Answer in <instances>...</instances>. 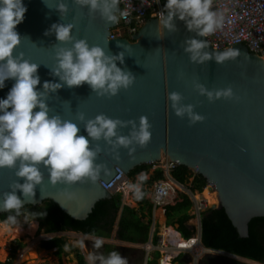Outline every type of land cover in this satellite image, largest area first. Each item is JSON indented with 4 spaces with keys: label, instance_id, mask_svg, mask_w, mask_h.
<instances>
[{
    "label": "water",
    "instance_id": "1",
    "mask_svg": "<svg viewBox=\"0 0 264 264\" xmlns=\"http://www.w3.org/2000/svg\"><path fill=\"white\" fill-rule=\"evenodd\" d=\"M22 2L27 12L16 27L21 42L14 55L23 52L24 59L38 64L40 84L37 90H43L45 81L60 82L58 77L50 74L56 63L53 45L72 46L61 45L54 33L44 34L54 23L75 24L72 30L75 38L86 39L90 46H100L106 53L115 55L124 51V64L117 61V66L127 68L136 76L128 90L122 89L111 98L97 97L87 84L72 89L63 87L50 94L48 103L53 109L50 115L59 114L63 119L77 123L80 127L78 135L86 138L84 125L77 119L79 112H83L86 119L105 114L113 119L135 120L137 125L140 116H147L152 125L151 142L146 148L137 146L132 156L124 148L119 149V159L106 151L99 155L96 163L105 164L110 174L102 172L95 183H77L70 187L58 183L53 186L47 169L41 167L44 180L35 188L34 202L26 200L24 205L38 206L54 201L73 218L82 220L98 200L111 198L114 194L101 185V180L108 183L118 173L117 168L129 175L137 167L154 165L163 159L187 167L189 173L197 171L206 177L215 187L218 198V204L212 203L210 208L223 207L240 236H248L251 219L264 217V58L250 52L245 44H230L227 48L215 50L207 37L188 31L185 22L178 17L174 18L178 29L174 33L163 30L158 18L151 17L131 38H109L117 23L106 24L99 13L90 16L87 7L81 9L72 0H64L69 12L63 18L56 10L59 0ZM191 38L207 40L210 52L233 48L239 51V55L223 64H217L214 59L204 64L192 63L183 48L184 41ZM194 81L209 90L231 86L241 100L219 99L210 103L206 96L195 90ZM14 83L13 79L5 81L4 88L0 89V99L7 98ZM173 91L182 94L184 104L196 105L194 111L205 116V120L189 126L187 117H177L167 100L168 93ZM118 131L127 135L130 128ZM96 143L91 142V146ZM98 143L102 148L108 147L103 140ZM16 179L15 169H0V195L11 191L9 185ZM18 182L23 183V178ZM69 192L75 195L69 198ZM16 194L24 200L20 190ZM36 251L47 252L40 246ZM192 259L189 254L183 255L187 264ZM160 264L170 263L161 259Z\"/></svg>",
    "mask_w": 264,
    "mask_h": 264
},
{
    "label": "clouds",
    "instance_id": "2",
    "mask_svg": "<svg viewBox=\"0 0 264 264\" xmlns=\"http://www.w3.org/2000/svg\"><path fill=\"white\" fill-rule=\"evenodd\" d=\"M72 3L81 9L87 7L90 16L99 13L106 24L118 23L129 15L127 10H120V0H72ZM212 5L213 0H167L159 13V27L176 32L178 29L174 18L178 17L185 22L188 31L200 37L211 36L224 26L223 14L213 11ZM56 10L61 18L66 17L68 4L59 0ZM26 12L22 0H0V89L4 88L6 80H15L7 98L0 99V169H15L17 177L9 185L11 191L0 195V211L15 213L7 217L11 223H16V217L21 214L26 200L34 202L35 188L44 180L41 167L47 169L53 186L58 183L69 187L77 183H95L102 172L110 174L105 164L96 163L102 152L106 151L119 159V149L124 148L132 156L137 146L146 148L152 137V125L147 116H140L137 125L135 120L113 119L105 114L86 119L85 114L79 112L77 119L84 125L86 138L78 135L80 127L77 123L65 120L59 114L50 115L53 111L48 103L50 94L57 93L63 87L72 89L87 84L97 97L111 98L122 89L128 90L136 76L127 68L117 66V61L124 64V51L115 55L106 53L100 46H90L86 39L75 38L72 35L75 24L54 23L44 34L54 33L61 45L72 46L53 45L56 63L50 74L58 77L60 82L45 81L43 90H37L40 84L38 64L24 59L23 52L14 55L21 42L16 27L22 23ZM183 48L190 62L195 64H204L213 59L217 64H223L235 60L239 55V51L233 48L210 52L207 50V40L195 38L184 41ZM193 84L199 95L206 96L210 103L219 99L241 100L231 86L209 90L202 83L194 81ZM167 100L177 117L188 118L189 126L205 120V116L194 111L196 105L182 102L184 97L181 93L169 92ZM37 108L39 110L34 111ZM124 128H130L127 135L118 131ZM101 140L107 148L101 147L98 143ZM91 142L97 143L92 147ZM20 178H23V183L18 182ZM139 179L143 181L145 177L141 175ZM129 187L135 191L137 199L143 198L139 184ZM17 190L22 192L23 201L17 196ZM68 195L72 198L75 194L69 192ZM103 243V237L93 236L94 249H100ZM80 246H83V242H80ZM68 248L65 245V250ZM86 259L87 264H127V260L117 251L107 256L90 252Z\"/></svg>",
    "mask_w": 264,
    "mask_h": 264
},
{
    "label": "trees",
    "instance_id": "3",
    "mask_svg": "<svg viewBox=\"0 0 264 264\" xmlns=\"http://www.w3.org/2000/svg\"><path fill=\"white\" fill-rule=\"evenodd\" d=\"M166 2L167 0H161L163 7ZM149 17L150 13L147 18ZM152 168L153 165L137 167L130 172L128 177H135L144 171L148 173ZM172 175L180 183L190 184L192 189L202 191L207 184L206 177L200 173L195 175L189 173V169L185 166H178L172 171ZM162 178H164V171L157 169L153 171L148 179L144 180L143 198L140 199L139 207L122 204L123 194L118 191L111 198L98 200L92 211L82 220L73 218L54 201H50V207L47 211V208L42 206L39 214L37 205L26 204L22 207L21 214L24 212L30 217H35L38 214V229L42 222L43 228L48 233L72 230L84 235L110 238L112 231L117 226L119 240L146 244L153 224L154 210L153 203L147 197L148 188ZM191 204L190 197L182 193L181 198L174 204L169 203L165 206L167 222L173 225L177 224L178 230L185 239H190L196 233V227L190 223L192 219V215L189 212ZM9 215H15V213H0V221L7 220ZM201 227V242L205 248L227 252L231 255L264 264V217L251 219L249 222V234L242 238L235 225L231 223L226 215L223 207H209L203 213ZM157 231L158 228H156L154 233V244L158 242ZM65 245H68V241L63 236H54L52 239L40 241L39 246L47 251L56 249V255L60 256L65 251ZM22 247V242L16 241L11 248L8 259L2 264H13L17 250ZM72 249L76 251L78 264H87L81 251L75 247H72ZM159 258L160 253L155 252L152 260L148 261L147 264H160ZM172 264H186L183 260V255H179Z\"/></svg>",
    "mask_w": 264,
    "mask_h": 264
},
{
    "label": "built area",
    "instance_id": "4",
    "mask_svg": "<svg viewBox=\"0 0 264 264\" xmlns=\"http://www.w3.org/2000/svg\"><path fill=\"white\" fill-rule=\"evenodd\" d=\"M119 5L120 10H127L129 15L127 18L120 19L117 25L111 29L109 38H131L140 30L149 13L159 19V13L164 8L161 0L158 3L156 0H120ZM212 10L222 13L224 16L223 28L207 37L215 50H222L228 45L231 46L230 44H245L250 52L264 58V0H213ZM154 165L164 171V178L157 180L152 185L149 195L154 207L166 206L176 200V192L181 189L192 201L190 214L192 220L195 221L193 225L196 227L195 235L190 239H181L174 228L166 225L159 235V247L165 258L169 260L177 258L182 253L192 254L196 257V250L202 245V216L204 211L210 207L207 198L202 196V191L208 189L211 193L216 191L215 187L208 180L202 191L192 189L190 186L186 187L172 175V171L180 166L179 163L162 159ZM117 172L108 183L100 181L104 188L113 193L123 191L128 179V175L120 168H117ZM197 173L194 171L192 174Z\"/></svg>",
    "mask_w": 264,
    "mask_h": 264
},
{
    "label": "rangeland",
    "instance_id": "5",
    "mask_svg": "<svg viewBox=\"0 0 264 264\" xmlns=\"http://www.w3.org/2000/svg\"><path fill=\"white\" fill-rule=\"evenodd\" d=\"M151 16L153 17L154 15L151 14ZM152 170H150L148 173L144 171L140 173L139 175H136L135 178L130 177L132 181L131 182L129 181L128 184L130 183L139 184L140 189L142 191L143 182L144 180L149 178L150 172ZM141 175L145 177L143 181L139 179ZM151 188L152 187H149V191H151ZM202 192H203L202 196L204 197L207 196L209 198L211 196V200L207 198V200L209 201V205H211L212 203L218 204V198H217L216 191H213V195H210L212 192L210 193L208 189H204ZM123 201L125 204L137 206V201H139V199L136 198L135 191L131 190L129 193V199L128 200L126 199V192H125ZM42 206H45L47 208L46 209L47 211L48 208L50 207V201H46V202H43L41 205H38V214ZM158 210L162 211V218L158 215ZM38 214L35 217H30L27 213L23 212L20 215V217L16 219V223H11V222H8L7 220L3 222L0 221V264L6 262V260L8 259L11 253V248L13 245H15L16 241H21L23 244V247L17 250V254H16L17 260L14 261L13 264H78L77 257H76V251L73 250L72 247L74 248L75 246H79L80 242H83L84 236H82L81 234H74L73 232L64 233L65 238L67 239L69 243L68 245L69 248L68 250H65L64 253L60 256L56 255V253L53 250L47 251L45 253L43 252L38 253L36 251V248L39 247L40 245V241L46 240L49 238V235L47 234L45 228H43L42 226V222L38 230H37V223H36L35 231L32 229L31 225L34 222H36ZM158 217L160 221L163 223L161 225V227L163 228L162 230H164L165 228L164 222L166 223L165 225H170L169 223H167V216L164 213L162 208H158L156 210L155 220L158 219ZM190 222L192 224H195V221L192 219ZM19 227L22 228V230L20 232H17L16 229ZM31 243H35V247L33 248L34 250L33 251L31 250L29 253H27L26 255L27 257H24L20 263H17L20 253L22 251H26ZM104 252H105V255L107 256L112 251L104 250ZM123 252H124L123 257L127 260V264H147V259L150 258V254L147 249V244H139L136 246L130 245L126 247ZM83 255H84V259L87 261L86 258L88 256V253L84 251ZM190 255L193 257V260L189 264H199L201 260H206V259H210L211 261H213L215 258H218V257L224 258L226 260V264L228 260H235L236 262L242 263V264L247 263L246 261L239 259V258L226 256L222 253H217L215 251L207 250L202 245L200 246V248L199 247L197 248L196 257L195 255H192V254Z\"/></svg>",
    "mask_w": 264,
    "mask_h": 264
},
{
    "label": "crops",
    "instance_id": "6",
    "mask_svg": "<svg viewBox=\"0 0 264 264\" xmlns=\"http://www.w3.org/2000/svg\"><path fill=\"white\" fill-rule=\"evenodd\" d=\"M157 166L156 165H153V170L150 172V175L153 173V171L157 170ZM150 177V176H149ZM135 178V177H134ZM129 181L131 182V178L128 177L127 179V182H126V186L127 184L129 183ZM128 185H133V183L131 184H128ZM186 185V184H185ZM125 186V187H126ZM144 186V184H143ZM190 184H187L186 187H189ZM152 187V186H151ZM133 190V189H132ZM149 190V188H148ZM123 196H122V204H125L124 201H123V197L125 195V188L123 191H121ZM150 192L151 191H148L147 193V197L149 198V195H150ZM184 193L183 191H181V189H178L177 192H176V200L170 202L171 204H174L178 199L181 198V194ZM126 199H127V194H126ZM128 200V199H127ZM150 200V199H149ZM140 199L139 201H137V206H133V205H130V204H127V205H130L132 207H139L140 206ZM152 203V202H151ZM158 208H162L164 213H165V206H158V207H154V210H153V224H152V227H151V230H150V235H149V240L148 242L146 243L147 244V249L149 251V254H150V258L147 259V262L152 260L153 258V255L155 252H159L160 253V258H159V262L161 261V259H166L164 254H163V251L162 249L159 247V244L157 242V244H154L153 242V238H154V233H155V230L156 228H158V231H157V234H158V240H159V235L161 234V232L163 231L161 225L163 224L159 217L158 219L155 220V213H156V210ZM191 208V207H190ZM191 209H189V212H190ZM46 213V212H45ZM158 215L162 218V211L161 210H158ZM43 216H45V214H43ZM3 222V221H2ZM36 223H37V230H38V221L36 220ZM168 223V222H167ZM191 223V222H190ZM166 223L164 222V227L166 226L165 225ZM192 224V223H191ZM176 225V226H174ZM170 224V225H167V226H170L172 228H174L177 232H178V236L179 238L181 239H185L184 236L182 235V233L178 230V225L177 224ZM193 225V224H192ZM161 227V229H160ZM68 233V232H73L74 234H81L80 232H76V231H72V230H67V231H60V232H55V233H48L47 234L49 235V238L46 239V240H49V239H52L54 238V236H63V238H65V234L64 233ZM82 236H84V240H83V246H75V248L79 249L81 251V253L83 254L84 251H86L88 254L90 252H96L98 255L100 254H103L105 255V252L104 250H111V251H117L119 252L122 256L124 254V249L128 246H136V245H139V244H143V243H139V244H136V243H130V242H125V241H121L118 239V236H117V226H115L114 230L112 231V235L110 236V238H104V243L102 245V247L100 249H94L93 247V236L95 235H84V234H81ZM66 239V238H65ZM67 240V239H66ZM184 243V242H183ZM69 245V243H68ZM54 252H56V249L53 250ZM104 252V253H103ZM184 254H188V253H184ZM182 254V255H184ZM190 255V254H189ZM191 256V255H190ZM176 259V258H175ZM169 260L168 258L166 260L169 261L170 264L173 263V261L175 260ZM193 260V259H192ZM86 261V260H85ZM246 261V260H244ZM87 262V261H86ZM248 263V262H247ZM97 264H99V262H97ZM187 264V263H186Z\"/></svg>",
    "mask_w": 264,
    "mask_h": 264
},
{
    "label": "bare ground",
    "instance_id": "7",
    "mask_svg": "<svg viewBox=\"0 0 264 264\" xmlns=\"http://www.w3.org/2000/svg\"><path fill=\"white\" fill-rule=\"evenodd\" d=\"M131 190H132V188H130L129 185L125 187V191H126V194H127V199H129V193H130ZM210 195H213V192ZM206 198H208V197L206 196ZM208 199L211 200V196ZM31 226H32V229L35 231V229H36V222H34ZM21 230H22V228H20V227L16 229L17 232H20ZM34 247H35V243H31L26 251H22L20 253V255H19V258H18V262L17 263H20L22 261V259L24 257H26L27 253H29L31 250L33 251L34 250L33 249ZM215 252L221 253V252H218V251H215ZM43 253H45V252H43ZM235 258H239V259H242V260H246V259L241 258V257H238V256H235ZM246 262H248L249 264H258L256 262H251L249 260H246Z\"/></svg>",
    "mask_w": 264,
    "mask_h": 264
},
{
    "label": "flooded vegetation",
    "instance_id": "8",
    "mask_svg": "<svg viewBox=\"0 0 264 264\" xmlns=\"http://www.w3.org/2000/svg\"><path fill=\"white\" fill-rule=\"evenodd\" d=\"M151 17L152 16L150 15L149 18H151ZM149 18H147V19H149ZM199 264H226V260L222 257H218V258H215L213 261H211L210 259L201 260L199 262ZM227 264H242V263H238L235 260H228Z\"/></svg>",
    "mask_w": 264,
    "mask_h": 264
}]
</instances>
